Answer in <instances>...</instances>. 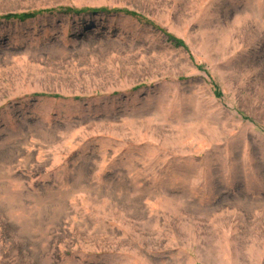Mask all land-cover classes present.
<instances>
[{
	"label": "rangeland",
	"instance_id": "rangeland-1",
	"mask_svg": "<svg viewBox=\"0 0 264 264\" xmlns=\"http://www.w3.org/2000/svg\"><path fill=\"white\" fill-rule=\"evenodd\" d=\"M0 264H264V0H0Z\"/></svg>",
	"mask_w": 264,
	"mask_h": 264
},
{
	"label": "trees",
	"instance_id": "trees-1",
	"mask_svg": "<svg viewBox=\"0 0 264 264\" xmlns=\"http://www.w3.org/2000/svg\"><path fill=\"white\" fill-rule=\"evenodd\" d=\"M102 10H104V9H102ZM68 11H73V12H76V13H80L81 11H83V10H72V9H67V12ZM40 12H42V11H40ZM129 14H131V15H133V16H135L136 15V13H134V12H130V11H127ZM39 12H30V13H22V14H7L4 18L5 19H16V18H18V19H26V18H30V17H34L35 15H37ZM170 38V40L173 42V44L174 45H182V46H184V44H183V42L182 41H180V40H178V39H175V38H172L171 39V37H169Z\"/></svg>",
	"mask_w": 264,
	"mask_h": 264
}]
</instances>
